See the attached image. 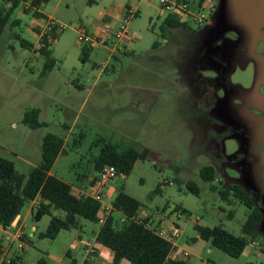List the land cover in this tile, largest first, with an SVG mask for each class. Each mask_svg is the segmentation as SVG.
Masks as SVG:
<instances>
[{
  "label": "rangeland",
  "instance_id": "374dc122",
  "mask_svg": "<svg viewBox=\"0 0 264 264\" xmlns=\"http://www.w3.org/2000/svg\"><path fill=\"white\" fill-rule=\"evenodd\" d=\"M126 8L136 14L120 51L111 33ZM39 11L57 27L56 38H49L56 60L51 70L43 72L34 29L44 22L33 11L17 7L0 35V156L27 177L41 160L42 137L55 134L64 144L51 172L77 186L98 153L97 137L119 149L146 148V160L106 182L107 203L122 188L140 202L138 217L150 215L161 226L174 222L180 230L175 243L188 253L178 256L189 264L264 262L259 241L231 257L194 229L195 223L220 225L241 234L247 207L219 194L235 183L260 209L264 234V0H218L208 23L190 28L168 27L164 20L173 15L158 0H49ZM79 28L104 43L79 41ZM34 107L46 123L36 129L22 121ZM204 165L215 169L214 189L200 176ZM189 181L198 195L187 190ZM32 206H23L19 223L16 217L14 226L0 227L6 260L37 264L46 256L47 264H94L86 248L97 247L98 223L82 219L80 229L41 238L51 217L35 221Z\"/></svg>",
  "mask_w": 264,
  "mask_h": 264
},
{
  "label": "trees",
  "instance_id": "16d2710c",
  "mask_svg": "<svg viewBox=\"0 0 264 264\" xmlns=\"http://www.w3.org/2000/svg\"><path fill=\"white\" fill-rule=\"evenodd\" d=\"M49 0H2L0 6V35L2 34L13 11L21 6L24 12L33 11L34 17L47 23V16L39 11V8ZM7 4V7L4 6ZM18 20H12V26L18 24ZM170 28H190L189 23L179 21L175 16H168L164 20ZM37 34L39 29H34ZM51 40L56 38L55 28L47 26L43 35L42 44L38 51L45 56L43 72L51 70L56 60L51 56L49 48ZM25 45V41H21ZM154 45H157L155 42ZM83 59L86 52L82 51ZM39 108H31L24 112L23 123L32 129L45 126L46 123L39 120ZM63 138L46 133L41 142V160L30 171L27 177L18 173L14 162L0 156V227L11 226L21 209L28 202L36 203L31 208L32 217L35 221L45 214L50 215L49 223L45 231L39 233V237L54 239L61 230L80 229L81 220L98 223L97 212L99 203L91 198H78L72 192L73 184L50 174L54 161L63 149ZM94 145L98 147V153L89 161V171H93L92 163L102 160L104 164L113 165L117 175H127L138 160L148 158L146 148L137 149L128 146L119 149L117 145L107 142L103 137H97ZM200 176L210 187L216 179L213 166L204 165L200 168ZM82 177L80 178V180ZM189 192L198 195L199 187L193 181L186 184ZM222 198L230 195L242 202L248 209L246 218L241 225V234L235 235L220 225L213 227L194 224L199 238L209 241L211 246L221 250L231 257H239L245 247L253 241H259V251L264 255V234L259 232V224L262 218L260 209L256 206L249 193L239 184H228L219 191ZM114 208L103 224H99L96 232V242L109 248L112 252L111 264H119L126 259L130 264H189L183 258L170 257L171 245L165 239L157 236L137 221V212L140 202L127 194L122 188L118 189L111 201ZM56 212L57 214H54ZM119 213L115 217L113 213ZM120 216L124 217L120 221ZM134 217V219H132ZM136 217V218H135ZM20 217L17 223H19ZM16 223V225H17ZM22 240H25L21 237ZM69 254V253H68ZM49 257L42 256L37 264H47ZM0 264H22L19 257L6 260L2 254L0 245ZM251 264V263H248ZM264 264V262L260 263Z\"/></svg>",
  "mask_w": 264,
  "mask_h": 264
},
{
  "label": "built area",
  "instance_id": "2783aa9c",
  "mask_svg": "<svg viewBox=\"0 0 264 264\" xmlns=\"http://www.w3.org/2000/svg\"><path fill=\"white\" fill-rule=\"evenodd\" d=\"M159 7L163 10L169 11L170 14L175 16L179 21L186 23H193L197 26H202L205 23H208L209 18L215 14L217 9L218 0H158ZM135 11L126 8L124 10L123 21L120 26L111 33L113 37L112 42L118 49H122L119 45V41L129 33V29L127 24L135 15ZM52 26L55 29L56 24L52 22L51 18H47V23H43V29L40 30L38 34V45L37 48L42 44L43 35L47 31V26ZM60 28H64V25H60ZM78 40L82 41L84 39L89 41H95L97 43H104L103 40H100L95 36L86 35V31L83 28H79L78 30ZM108 33V32H107ZM106 36V34L104 35ZM105 66V65H104ZM117 176L116 169L113 165L104 164L102 168L96 173L89 176L82 183L77 186H72L73 194L78 198L88 197L99 203V209L97 212L98 223L103 224L106 218L112 213L114 210L111 203H107L104 198V186L108 180H111ZM33 205L36 203L32 202ZM136 218V217H135ZM124 217L120 216V221H123ZM134 219V217H132ZM137 221L142 223L145 228L155 233L157 236L165 239L171 245V250L169 253L170 257L178 256L179 248L177 247L175 241L180 236L179 227L174 222H167L166 226H161L160 224H155V220L153 217H138ZM12 226V225H11ZM9 227V226H7ZM23 235L22 232H17L15 237L20 238ZM250 244L258 245L257 241H253ZM96 248L93 246H87L86 248V256L95 254ZM183 256H186L187 251L181 250Z\"/></svg>",
  "mask_w": 264,
  "mask_h": 264
},
{
  "label": "crops",
  "instance_id": "0c3cea01",
  "mask_svg": "<svg viewBox=\"0 0 264 264\" xmlns=\"http://www.w3.org/2000/svg\"><path fill=\"white\" fill-rule=\"evenodd\" d=\"M120 51H123V49H119ZM113 56V55H112ZM95 162L92 163V167L94 165ZM94 171V170H93ZM95 172V171H94ZM97 172L95 173H92L91 171L88 170L87 174H85L84 176H82V179L80 181H83V180H86L89 176H91L92 174H96ZM50 174H53L50 170ZM54 175V174H53ZM56 176V175H55ZM58 177V176H57ZM61 179V178H60ZM106 188V186H104V189ZM109 189L106 188V190H104V193L106 191H108ZM20 217V215L18 216ZM20 221H21V217H20ZM16 225V224H15ZM14 226V225H12ZM24 234V233H23ZM25 236V235H24ZM2 250H4V248H2ZM100 254V255H99ZM106 257V259L103 261V259L101 257ZM94 264H97L98 261L99 263L98 264H111V260H112V252L109 248L103 246V245H100L97 243V247H96V252L94 254ZM119 264H130L129 261H127L126 259H122L120 261Z\"/></svg>",
  "mask_w": 264,
  "mask_h": 264
},
{
  "label": "water",
  "instance_id": "95a60500",
  "mask_svg": "<svg viewBox=\"0 0 264 264\" xmlns=\"http://www.w3.org/2000/svg\"><path fill=\"white\" fill-rule=\"evenodd\" d=\"M103 165H104V162L102 160L98 159V160L95 161V163L93 165V170L95 172H98L102 168Z\"/></svg>",
  "mask_w": 264,
  "mask_h": 264
}]
</instances>
